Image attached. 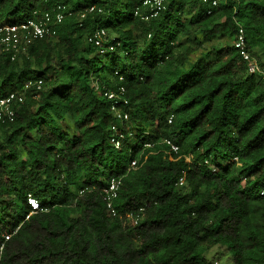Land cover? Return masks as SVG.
I'll return each mask as SVG.
<instances>
[{"label": "trees", "instance_id": "16d2710c", "mask_svg": "<svg viewBox=\"0 0 264 264\" xmlns=\"http://www.w3.org/2000/svg\"><path fill=\"white\" fill-rule=\"evenodd\" d=\"M144 1L0 0V25L66 6L55 34L0 47V99L26 97L0 122V264H213L215 246L264 264V81L235 46L241 25L264 70V0Z\"/></svg>", "mask_w": 264, "mask_h": 264}, {"label": "built area", "instance_id": "2783aa9c", "mask_svg": "<svg viewBox=\"0 0 264 264\" xmlns=\"http://www.w3.org/2000/svg\"><path fill=\"white\" fill-rule=\"evenodd\" d=\"M165 1L166 0H145L144 6L148 7L151 10L150 16H154L159 12V10L165 8ZM217 3L218 0H213V4ZM65 7V5L59 4L55 8H53V10L44 11L40 17H32L16 23L0 25V47H2L3 50H15V52H17L20 50L22 45V48L24 49L25 46L31 43L34 39L41 38L46 35L55 34L56 31L53 27V24L55 22H61L66 17ZM90 9H93V6ZM136 13H138V11H136ZM146 18H148V16H146ZM89 39L100 47L101 52L113 51L115 49L114 43L111 42L109 44H106V42H108V38L106 37V30L103 28L96 30V32H94V34L91 35ZM235 46L239 50L242 58L246 62H248L249 72L251 74L257 75L261 80L264 81V70L260 67L256 58H254L252 53L249 51L245 29L241 25H239V28L237 30ZM15 55L16 53H14L12 58H14ZM36 83L38 87H40L42 82L41 80H39ZM120 89L121 93H117L114 90L108 89L105 91V95L109 99L113 100L115 115L120 120V123H122L128 118V113L125 111H121L116 106V104H118L119 102H124V104H127L128 99L123 94L125 92V87L122 86ZM25 98L26 97L24 92H11L10 94L2 97L0 99V122L13 121L16 114L13 104L16 102L22 103L25 101ZM119 125L116 123L112 124V130L114 131V133L111 137V142L114 143L117 147L121 146L122 139L124 137ZM164 142L167 144V146H169L170 157H172L173 154L179 153L180 147L173 140L165 138ZM186 158L190 160V156H187ZM137 164V159L132 160V166H136ZM181 183H183V179H181ZM121 184V179L113 178L104 190L105 199L107 201L108 207H110L111 215L117 214L115 207H113V201L118 196ZM28 202L31 205L32 209H39V203L33 196L29 195ZM10 236V234L5 235L6 239H9ZM3 247L4 244L0 246V259Z\"/></svg>", "mask_w": 264, "mask_h": 264}, {"label": "rangeland", "instance_id": "374dc122", "mask_svg": "<svg viewBox=\"0 0 264 264\" xmlns=\"http://www.w3.org/2000/svg\"><path fill=\"white\" fill-rule=\"evenodd\" d=\"M123 158L128 161L130 154L126 151L122 152ZM207 256L213 264H232L231 254L220 246H215L207 252Z\"/></svg>", "mask_w": 264, "mask_h": 264}]
</instances>
